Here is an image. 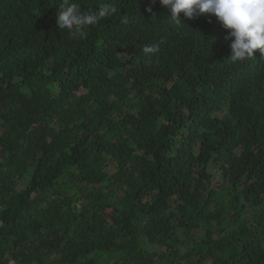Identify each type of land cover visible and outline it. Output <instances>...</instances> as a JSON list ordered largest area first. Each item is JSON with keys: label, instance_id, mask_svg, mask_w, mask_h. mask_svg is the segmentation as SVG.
I'll list each match as a JSON object with an SVG mask.
<instances>
[{"label": "trees", "instance_id": "1", "mask_svg": "<svg viewBox=\"0 0 264 264\" xmlns=\"http://www.w3.org/2000/svg\"><path fill=\"white\" fill-rule=\"evenodd\" d=\"M72 2L116 11L74 37L62 0H0V264H264V54Z\"/></svg>", "mask_w": 264, "mask_h": 264}, {"label": "clouds", "instance_id": "2", "mask_svg": "<svg viewBox=\"0 0 264 264\" xmlns=\"http://www.w3.org/2000/svg\"><path fill=\"white\" fill-rule=\"evenodd\" d=\"M168 9L171 21L181 24L180 13L186 18L195 15H214L227 32L226 40H230L231 55L228 61L243 62L253 58L254 52L260 50L264 54V0H159ZM111 5L93 11L83 12L72 0H62L57 13L59 30H67L71 36L85 35V30L114 13ZM154 49L146 47L145 52Z\"/></svg>", "mask_w": 264, "mask_h": 264}]
</instances>
